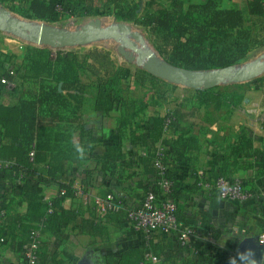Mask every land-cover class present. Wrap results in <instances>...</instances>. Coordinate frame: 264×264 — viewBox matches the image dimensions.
I'll return each instance as SVG.
<instances>
[{
  "label": "trees",
  "instance_id": "16d2710c",
  "mask_svg": "<svg viewBox=\"0 0 264 264\" xmlns=\"http://www.w3.org/2000/svg\"><path fill=\"white\" fill-rule=\"evenodd\" d=\"M245 1L244 11L224 9L222 0H19V3L23 6L24 16L44 22L75 13L96 17L106 8H114L117 20L133 23L146 31L166 63L190 71H216L246 63L256 49L264 46V0ZM30 51L28 67L16 66L12 57L0 52V76L7 78L12 72L15 85L10 93H6L0 84L1 104L18 110V139L21 144L18 162L4 160L11 162V165L0 169V182L9 183L12 192L26 206L25 214L21 217L10 215V202L0 206V213H4L0 214V239H18L17 248L21 250L29 241V232L33 228L38 227L43 234H51L65 224L78 220L76 211L64 210L61 203L76 193L73 187L76 178L70 170V163L81 158L77 147L81 150L82 146L69 144L70 137L65 135L68 129L64 127L62 132H55L53 136L51 133L60 123L67 122L70 128L79 129L81 136L88 137L85 149L92 150L90 134L84 130L78 115L83 101L90 95L88 91L94 92L91 98L96 112L108 115L115 108L120 110L119 143L108 146L103 156L94 158L96 169L85 173L81 180L83 188L93 186L100 172H106L114 163L124 160L121 142L129 131L130 120L138 113H145L151 127L148 134L130 132L129 140L132 144L145 147L159 143L165 149V176L172 182V197L175 199L176 182L169 169L171 160L177 158L182 165L190 162V154L197 152L202 143L198 135L193 134L194 124H186L184 133L177 140L166 141L163 135L181 123L183 117H193L198 113L205 104V97L212 93L216 95L214 90L188 89L194 95L192 101L195 104L188 108L187 104L176 99L169 113L160 117L155 111L149 114L145 112L146 107H155L159 100L166 102V87L175 89V86L144 70L135 71L131 85L143 90V96L138 101L130 102L128 93L121 86L122 72H114L113 66L109 65L96 68V63L105 61V56L92 51L82 56L68 54L63 60H57L51 57L50 50L46 48H33ZM86 77L88 81H82L81 78ZM45 79L61 84L62 91H74L69 98L75 106L58 92L57 86L38 84ZM255 82L264 89V77ZM136 104L139 106L136 107ZM183 107H186L185 112H182ZM187 133L189 136L185 137ZM241 134L238 142L228 148L226 156L253 155L261 159L262 154L257 155L252 149L250 136L245 131ZM30 152H33L32 157ZM155 159L156 153L151 151L140 157L139 162L143 175L154 178L145 185L146 192L153 190L158 194ZM40 163L44 164L42 168H38ZM222 175L234 176L227 173ZM29 177L34 179L33 184L27 183ZM49 185L59 188L58 197L50 201L51 208L43 201L41 194L42 188ZM82 224L96 234L105 231V227L95 219L83 221ZM143 255L144 248L137 264L142 263Z\"/></svg>",
  "mask_w": 264,
  "mask_h": 264
},
{
  "label": "crops",
  "instance_id": "0c3cea01",
  "mask_svg": "<svg viewBox=\"0 0 264 264\" xmlns=\"http://www.w3.org/2000/svg\"><path fill=\"white\" fill-rule=\"evenodd\" d=\"M245 2L222 0V8L244 11ZM33 48L37 47L30 46V42L19 35L0 30V52L12 57L16 66L28 67L30 50ZM68 54L75 55L72 52L61 55L51 52V57L63 60ZM252 54L251 59L256 58V61L252 59V62H259L264 58V46ZM262 77L264 74L260 78ZM81 79L84 82L88 81L87 77ZM257 79L224 84L214 90L218 93L222 88L238 89L249 86L250 91L257 92L256 98H251L249 94L240 97V101L236 99L226 101V97L224 100L220 98L222 101L217 110L224 109V112L216 113L214 119L208 115L197 117L202 107L207 106L204 104L193 117L185 116L181 123L165 131L163 139L174 141L184 133L186 124H194L193 134L198 135L202 146L197 152L190 154L192 158L190 162L182 165L177 158L171 160L169 169L173 172L176 182L177 217L183 232L188 231L190 235L185 243H182L176 234L162 235L160 232L153 234L150 243L152 253L162 264H228L229 257H234L237 252L247 249L253 251L254 258L259 264H264V246L257 241L258 235L264 232V89L255 82ZM38 84L57 86L58 92L75 106L69 98L74 91H62L61 84L57 85L48 79ZM173 91L175 89L166 87V102L159 100L155 107H146L145 112L149 114L155 111L160 117H165L176 99L188 107L190 100L185 98L186 90H183L181 98H176ZM88 94L90 95L83 101L78 115L81 117L84 130L90 134L92 150L85 149L88 137L81 136L80 130L70 128L67 122L60 123L58 129L55 128L51 133L53 136L55 132H62L61 129L64 127L68 129L65 135L70 137L69 144L82 146L79 152L81 158L70 163V170L76 178L73 184L76 193L66 197L61 203L64 210H75L78 220L65 224L51 234H44L40 264H137L141 259L143 240L133 231L128 213L144 196L145 185L154 179L143 175L139 158L151 151L156 153L161 145L158 143L145 147L130 142V132L146 135L151 128L148 115L138 113L130 120L129 131L121 142L124 160L117 161L106 172H100L93 186L84 189L81 180L87 171L96 169L94 158L103 156L108 146L119 143L120 110L115 108L108 115H102L94 109L91 98L94 92L88 91ZM1 103L2 97H0V158L18 162L21 153L18 139V110ZM138 106L139 104H136V107ZM185 110L186 107H183L182 112ZM242 131L250 136L252 149L257 155L262 154L261 159L253 155L230 158L226 156L228 148L236 144L242 136ZM188 136L189 133L185 134V137ZM43 165L40 163L38 168H42ZM225 173L241 178L246 191L251 192L253 198L244 203L227 202L221 200L215 192L207 193L198 189L196 182L202 175L213 178ZM27 183L33 184L34 179L27 178ZM41 194L52 201L58 197L59 188L57 185L45 186ZM109 194L120 199L121 212L120 214L110 212L100 218L95 212L94 199ZM9 202L11 216L21 217L25 214V204L12 192L9 183L0 182V206ZM93 219L105 227L104 232L96 234L91 228L83 226V221ZM18 242V239L12 240L9 237L0 239V264H22L21 250L17 248Z\"/></svg>",
  "mask_w": 264,
  "mask_h": 264
},
{
  "label": "built area",
  "instance_id": "2783aa9c",
  "mask_svg": "<svg viewBox=\"0 0 264 264\" xmlns=\"http://www.w3.org/2000/svg\"><path fill=\"white\" fill-rule=\"evenodd\" d=\"M12 77V72L7 78L0 76V84L6 93H10L15 88ZM29 155L32 157L33 152H30ZM165 156V149L159 147L154 163L157 170L155 182L159 193L157 194L153 190L145 192L139 204L128 213L133 231L140 235L143 240L144 255L141 264H162L161 260L150 251V243L155 232H160L162 235L176 234L182 243H185L190 235L188 231L183 232L177 217L178 208L176 199L172 197V182L165 176L167 170L163 162ZM10 165L11 162L0 158V169ZM197 187L207 193L215 192L221 200L227 202L244 203L253 198V194L246 191L244 181L237 176L217 175L208 178L206 175H202L198 180ZM42 199L51 208L50 200L44 196ZM94 206L95 212L100 218H103L107 213H117L122 209L120 200L112 194L103 198L96 197ZM0 214L3 215L4 213L1 212ZM257 241L264 246V232L258 235ZM43 242L44 234L40 228H33L29 232V241L21 248L22 264H39V250L42 248Z\"/></svg>",
  "mask_w": 264,
  "mask_h": 264
},
{
  "label": "water",
  "instance_id": "95a60500",
  "mask_svg": "<svg viewBox=\"0 0 264 264\" xmlns=\"http://www.w3.org/2000/svg\"><path fill=\"white\" fill-rule=\"evenodd\" d=\"M0 30L19 35L39 48L52 50L88 46L100 41L123 42L137 56L132 58L139 68L149 75L172 85L192 90H212L229 83H243L264 74V61L242 67H228L216 71H190L176 68L165 61H160L155 52H142L129 38L143 43L140 35L132 31L125 23L104 26L101 20L93 19L75 30L60 29L44 23L32 24L13 18L10 13L0 9Z\"/></svg>",
  "mask_w": 264,
  "mask_h": 264
},
{
  "label": "rangeland",
  "instance_id": "374dc122",
  "mask_svg": "<svg viewBox=\"0 0 264 264\" xmlns=\"http://www.w3.org/2000/svg\"><path fill=\"white\" fill-rule=\"evenodd\" d=\"M23 6L21 5V2L19 3V0H6V1H0V9H4L10 13V15L18 20L30 22L32 24H39L44 23L50 26H54L60 29H66V30H75L85 24L86 22L93 20V19H99L103 23L104 26H109L116 23H125L131 26L132 31L138 35H140L143 39V43H138L137 41L133 40L132 38H129L130 41L134 42L139 49L142 52H149L150 48L154 50V54L157 57L158 60L164 61L163 58L158 54L156 50L155 44L151 41L146 31L138 26H136L133 23H127L117 20L114 17V14H116L117 11L114 10V8H106L105 10L101 11V15H98L96 17L91 16H80L78 13L72 14V15H65L57 18L54 21L50 22H44L40 20H32L24 16L23 14ZM24 39V38H23ZM30 46H35L30 42ZM36 47V46H35ZM39 48V47H37ZM50 50V52H53V54L61 55L65 54L66 52H72L75 55L82 56L84 54H87L88 52H96L97 54L105 56V61H102L101 64L96 63V68L102 67L103 65H109L113 66L114 72H122L121 77L123 78V82L121 83V86L125 89V92L129 95L130 102L138 101L142 96L144 91L140 89H135V86L132 85V75L135 73L136 70L141 69L137 66L136 61L132 58L136 57L137 55L129 48L127 47L123 42H114L110 40L100 41L98 43L88 45V46H79V47H73L68 49H61V50H52L49 48H46ZM151 52V51H150ZM151 54H153L151 52ZM251 59V58H250ZM249 59V60H250ZM253 61H256V58H252ZM252 59L240 66L236 67H244L251 64H254L252 62ZM260 61H264V58H261ZM103 68V67H102ZM143 70V69H141ZM127 77V78H126ZM162 81V80H161ZM176 86V85H175ZM249 86H245L243 88H226V89H220L218 91L217 96L212 93L211 95H207L205 97V105L206 107H202L200 112L197 114V117L199 115H208L211 116L213 119L215 118V114L218 112H224V109L217 110V107L219 106V103H221L220 98L224 100L226 97V101L230 99H236L237 101H240V97H245L246 94L251 98H256L257 92L256 91H250L248 89ZM183 90H186L185 92V98L190 100L189 107H192L195 102L192 101L193 94H190L187 92L188 89H184L183 87L177 86L175 87L174 94L176 98H181V94H183ZM192 90V89H189ZM215 90V89H212ZM249 92V93H248ZM217 99V100H216ZM230 102V101H229ZM225 108V106H224ZM199 119V118H198Z\"/></svg>",
  "mask_w": 264,
  "mask_h": 264
},
{
  "label": "clouds",
  "instance_id": "9594fccd",
  "mask_svg": "<svg viewBox=\"0 0 264 264\" xmlns=\"http://www.w3.org/2000/svg\"><path fill=\"white\" fill-rule=\"evenodd\" d=\"M78 151H81L77 147ZM228 264H259V261L254 258V253L251 249L243 252H237L234 257H229Z\"/></svg>",
  "mask_w": 264,
  "mask_h": 264
}]
</instances>
